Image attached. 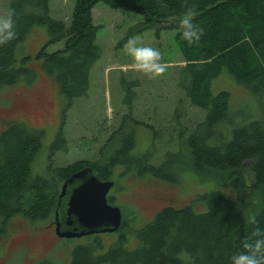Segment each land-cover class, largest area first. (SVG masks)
<instances>
[{"label": "trees", "instance_id": "trees-1", "mask_svg": "<svg viewBox=\"0 0 264 264\" xmlns=\"http://www.w3.org/2000/svg\"><path fill=\"white\" fill-rule=\"evenodd\" d=\"M97 1L142 17L129 27L125 42L147 29H153L156 37L163 30L174 31L183 61L176 85L187 102L204 114L189 126L175 114L169 137L177 148L151 163L150 149L141 154H133L132 149L139 127L149 134L151 146L159 130L132 117L137 81L121 79L126 112L97 149V156L52 166L50 153L66 146L60 125L41 174H33L32 165L41 151L42 131L22 120L6 121L0 127V236L16 217L30 223L47 221L62 182L84 167L98 180L112 181V186V169L118 164L135 179L148 176L170 184L179 182L184 169L217 171L235 179L233 198L211 190L184 206L162 207L136 230L134 248H125L120 235L100 251V239L87 237L73 245L68 264H231L230 258L242 251L241 240L255 227L248 218L255 215L264 229V0H189L196 5L195 22L204 29L199 44L191 47L180 35V20L188 6H182L181 0H74L67 25L49 16V0H9L4 14L14 9L17 37L0 46V88L30 83L40 71L62 101L63 119L64 110L86 95L91 68L100 56L95 43L99 26L91 15ZM35 25L45 27L47 39L32 55L17 57V46ZM58 41L60 49L45 51ZM31 59L36 69L28 64ZM222 72L263 99V114L247 112L234 119L237 113L229 110V92L212 90V80ZM194 204L200 209H194Z\"/></svg>", "mask_w": 264, "mask_h": 264}, {"label": "rangeland", "instance_id": "rangeland-1", "mask_svg": "<svg viewBox=\"0 0 264 264\" xmlns=\"http://www.w3.org/2000/svg\"><path fill=\"white\" fill-rule=\"evenodd\" d=\"M8 1L0 0V15H4ZM73 4L74 0H49L48 14L67 25ZM91 15L93 23L99 26L95 43L100 49V56L91 68L86 95L75 99L70 107L64 110L63 119L62 101L52 81L40 71L36 72L35 79L30 83L19 81L0 88V127L9 120H22L42 131L41 151L32 165L33 174H41L44 171L49 160V145L60 125L66 146L65 149L60 148L50 153L49 162L52 166H63L77 160H91L97 156V149L117 127L120 116L126 112L122 103L124 96L121 79L137 81V86L133 88L135 94L130 111L132 117L159 130V138L154 139L151 146L149 134L143 127H139L132 149L133 154H141L150 149L151 163H158L164 153L177 148L169 137L173 127L172 117L175 114L178 113L179 120L188 126L200 121L204 114L203 110L187 102L176 85L177 70L183 65V61L173 40V30H163L156 37L153 29H147L133 36L138 44L158 48L163 55V61L167 63L163 76L152 80L132 69L131 57L123 47L127 30L142 17L122 8L109 7L102 1L93 5ZM46 39L45 27L33 26L24 41L17 46L16 56L32 55ZM61 47L62 42L58 41L47 45L45 51L51 52ZM35 63L33 59L28 62L36 69ZM211 85L213 91L229 92V110L237 113L234 119L244 116L247 112L252 116L263 114V99L253 95L245 86L236 84L227 73L222 72L212 80ZM123 169L120 164L113 167L114 184L106 193V199L110 198L108 204L119 210L120 224L114 232L99 234L102 244L100 251H104L120 235L125 239V248H134L136 230L162 207L184 206L196 195L211 190H218L227 198L236 195L233 185L235 179L223 172L194 173L184 169L181 171L179 182L170 184L152 180L148 176L135 179L130 172L124 173ZM194 209H200L198 204H194ZM18 218L10 223L9 232H15L18 227L25 228L27 223ZM48 220L37 222L46 225L50 222ZM31 225L37 223H30ZM18 235V239L23 240L31 235V231L22 230ZM43 235L39 245L45 247L47 255L53 250V240L49 233L43 232ZM37 236L38 234L33 236L34 245L37 243ZM77 243L72 241L66 249L57 247L58 250L52 252L49 261L53 264H68V254Z\"/></svg>", "mask_w": 264, "mask_h": 264}, {"label": "clouds", "instance_id": "clouds-1", "mask_svg": "<svg viewBox=\"0 0 264 264\" xmlns=\"http://www.w3.org/2000/svg\"><path fill=\"white\" fill-rule=\"evenodd\" d=\"M181 4L188 5L179 24L181 38L189 47L198 45L204 29L195 22L198 15L196 5L189 4V0H181ZM14 16L15 11L11 8L4 15H0V46L17 37ZM123 47L131 57V67L135 71L152 80L160 78L166 72L167 63L163 61V55L158 48L138 44L135 37L129 38ZM248 223L255 227L250 235L241 240L242 251L230 258L231 264H264V229L258 226L255 215L248 218Z\"/></svg>", "mask_w": 264, "mask_h": 264}, {"label": "water", "instance_id": "water-1", "mask_svg": "<svg viewBox=\"0 0 264 264\" xmlns=\"http://www.w3.org/2000/svg\"><path fill=\"white\" fill-rule=\"evenodd\" d=\"M111 186L112 181L98 180L88 167L66 178L60 186L53 211L57 234L72 237L116 231L120 224V213L106 200ZM59 220L63 223L73 222L78 228L60 232L57 230Z\"/></svg>", "mask_w": 264, "mask_h": 264}, {"label": "flooded vegetation", "instance_id": "flooded-vegetation-1", "mask_svg": "<svg viewBox=\"0 0 264 264\" xmlns=\"http://www.w3.org/2000/svg\"><path fill=\"white\" fill-rule=\"evenodd\" d=\"M48 219V221L50 222L46 225H42L41 222H36L37 225L30 226L29 222L22 220L27 223L24 229L18 227L15 232H13L12 230L9 232V230L7 229L5 234L0 236V264H51L52 262L49 261V257L51 256V254L53 255V251L58 250L57 247L66 249L74 240L75 242H78L77 244H79L83 243L80 241L85 240L87 237H98L99 234L103 233H89L86 235L72 237L60 236L55 231L54 215L52 214L50 217H48ZM11 222H9V226ZM28 228L31 231V235L24 238L23 240L18 239V234L22 230H29ZM77 228L78 227L73 222L63 223L60 220L57 226V230L60 232L73 231ZM43 232L49 233L51 239L53 240V250L47 255L45 247L43 248L39 245L41 242L40 238L42 239V237L44 236ZM35 234H38V236L36 237L37 243H35L34 245L33 236H35ZM36 245L37 247H35ZM69 257L70 254H68V262Z\"/></svg>", "mask_w": 264, "mask_h": 264}]
</instances>
